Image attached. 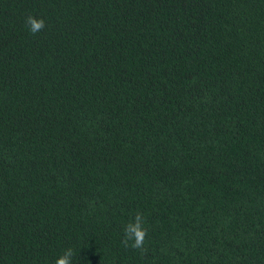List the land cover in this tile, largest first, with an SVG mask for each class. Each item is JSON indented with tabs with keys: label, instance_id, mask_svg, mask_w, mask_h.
I'll use <instances>...</instances> for the list:
<instances>
[{
	"label": "trees",
	"instance_id": "16d2710c",
	"mask_svg": "<svg viewBox=\"0 0 264 264\" xmlns=\"http://www.w3.org/2000/svg\"><path fill=\"white\" fill-rule=\"evenodd\" d=\"M69 247L264 264V0H0V264Z\"/></svg>",
	"mask_w": 264,
	"mask_h": 264
},
{
	"label": "clouds",
	"instance_id": "9594fccd",
	"mask_svg": "<svg viewBox=\"0 0 264 264\" xmlns=\"http://www.w3.org/2000/svg\"><path fill=\"white\" fill-rule=\"evenodd\" d=\"M47 26L44 17H36L33 15H27L25 17V27L32 35H37ZM144 219L143 214L137 212L134 220H130L123 229L124 238L122 243L125 247H131L132 249L142 250L144 249L145 237L147 235V229L143 226ZM74 251L72 248H67L63 253L58 256L55 264H73Z\"/></svg>",
	"mask_w": 264,
	"mask_h": 264
}]
</instances>
